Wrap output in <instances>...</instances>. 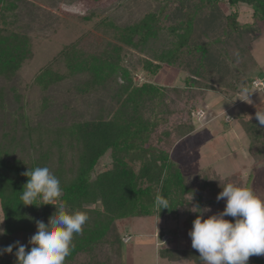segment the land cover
<instances>
[{
    "label": "trees",
    "instance_id": "obj_1",
    "mask_svg": "<svg viewBox=\"0 0 264 264\" xmlns=\"http://www.w3.org/2000/svg\"><path fill=\"white\" fill-rule=\"evenodd\" d=\"M192 1V10L186 3L189 11L184 19L166 25V29L161 19L167 16L162 11L159 13L160 9L125 25L103 18L99 24L111 27L112 37L117 41L108 40L91 47L81 45V48L76 46L80 40L73 42L34 76L33 81L43 89L70 77L80 80L75 85L79 93H87L90 87H109L112 108L106 113L99 108L89 116L80 113L77 118L66 121L63 109L69 108L70 103L65 100L60 111L51 112L44 107V113L49 115H38L29 121L25 111L20 110L22 104H17L19 108L15 104L20 97L17 85L10 81H14L22 66L32 59V41L25 30H30V21L45 20L43 11L50 2L0 0V79L10 83L0 84V207L5 229V234L0 235V249L14 243L12 236L16 232H36L35 221L47 223L57 210L52 204L37 207L21 203L20 195L28 180L23 173L35 167H48L60 180L62 195L58 204L63 202L67 210L84 211L88 215L82 234H74V247L65 264H124L127 259V255H123L124 244L130 239L122 240L123 229L134 217L155 218L161 228L156 238L161 240L166 232L175 235L172 223L183 215L186 221L183 226L186 223L185 230L189 232L193 220L206 208L219 205L223 210L221 200H216L222 190L220 183H232L230 179L235 181V174L220 178L210 167L185 174L182 166L170 156L172 147L191 133L194 126L191 123L193 107L180 110L179 104L169 103L168 93L192 104L191 99L197 97L198 90L213 89L224 97L244 90L249 92L260 70L248 45L261 31L264 0ZM240 4L250 6L248 18L247 13L240 10ZM225 5L229 6V13L222 11ZM202 7L212 8L225 22L222 30L206 32L208 37L215 32L219 35L212 40L220 47L219 57L223 55L222 60L229 64L223 63L219 68L217 81L213 66L206 63L205 47L190 41ZM164 30L167 32L162 36ZM168 36L171 41L163 44L151 59L144 58L142 68L153 75L163 65L173 67L185 73L182 85H163L150 80L135 83L132 71L122 63V46L140 49L150 39L161 37L164 41ZM237 36L243 44L246 42L247 48L229 52L232 49H228V45L236 44ZM61 61L66 70L64 74L52 66ZM149 104L155 112L153 117L145 115ZM176 113L185 114V120L172 121ZM240 122L248 138L250 155L262 157L264 128L258 126L254 117L240 118ZM158 193L170 201V209L159 212L154 206ZM15 251L14 247L13 253L0 255V264H16ZM157 255L169 263L201 264L199 254L191 246H160ZM248 264H264V258L252 256Z\"/></svg>",
    "mask_w": 264,
    "mask_h": 264
},
{
    "label": "rangeland",
    "instance_id": "obj_2",
    "mask_svg": "<svg viewBox=\"0 0 264 264\" xmlns=\"http://www.w3.org/2000/svg\"><path fill=\"white\" fill-rule=\"evenodd\" d=\"M49 2L50 5L48 4L43 11L45 20L30 21V30H25L32 41L33 57L22 66L19 76L14 78V81H10L11 84L17 85V93L20 97L18 101H15V104L18 108L17 104H22L20 110L25 111L29 121L31 119L35 120L38 115L40 117L49 115V113H44V107L50 109L51 112L60 111L64 108L62 105L65 100L70 103L69 108L63 109L66 121H71L82 114L89 116L96 113L99 108L103 109L104 113L107 112V109L112 108L110 107L112 104L109 87L98 89L90 87L87 93H79L77 89L75 90V85L80 80H72L71 77L63 79L58 85L54 84L45 89L33 81L38 71L51 63L58 52L73 42L77 43L80 40L76 46L81 48V45H90L91 47L93 44L108 40L117 41L112 37L114 30L111 27L99 24L103 18L116 25H125L139 21L147 12L160 9L158 10L159 13L162 11L163 15L167 16L161 19L166 29L168 25L184 19L183 17H185L184 15L189 11V8L192 10L194 7L192 0H49ZM186 3L189 8L186 7ZM225 6L226 9L222 11L229 13V6ZM239 8L244 13H247L245 16L248 18L250 6L240 4ZM200 10L190 41L199 42L205 47L206 63L213 66L214 78L217 81L219 79L217 75L219 68L222 67L224 61L222 60L223 55L219 57L221 53L220 47L213 42L212 37L215 36L214 38H216V36H219L215 31L225 28V22L220 14L216 16L212 12V8L202 7ZM217 11L219 12L220 10ZM47 17H50V19H47ZM208 30H215V34L212 36L209 34L210 37H208L206 35ZM260 30L258 36L253 37L254 40L252 39L249 43L248 46L250 47L248 49L256 58L260 70L259 76L264 78V21L260 23ZM166 32L167 30L161 31L162 36ZM236 38L238 44L228 45V49H232L228 50L229 52H233V49L246 47V42L243 44L239 36ZM168 40L171 41L170 36L164 41L161 37L156 40L150 39L140 49L127 45L122 46L120 51L122 63L132 71L135 83L150 80L163 85H182L181 78L185 73H181L173 67H164L163 65L153 75H149L142 68L143 59L146 57L151 59L152 55L156 54ZM234 52L237 53V51ZM63 64V61H61L59 64H52V66L55 70L64 74L66 70ZM224 64L228 63L225 62ZM10 83L0 79L1 85H9ZM250 88L252 92L254 88L251 84ZM240 93L234 94L232 97H227L226 95L224 97L213 89L198 90L197 97L191 99L192 104L185 102V99H180L173 93H168L169 103L179 104L180 110L193 107L191 123L194 126V130L187 134L184 137L185 139L180 143L177 141L172 147L170 156L182 166L185 174L196 172L205 167L214 169L220 178L235 174V181L230 179L232 183L235 182L241 184V186L251 187L258 196L264 198V155L253 158L248 151V138L242 128L230 127V129H227L229 125H238V121L233 120L235 116L231 114L232 116L229 117L223 111H217L218 105L226 102H236L237 99L241 102L243 101V109L250 107L253 112L264 106V90L254 91L250 95L249 100L255 103L253 107L249 105V101L241 100L247 99V97L243 98ZM151 108V104L145 108V115L153 117L152 114L155 112L151 111ZM211 110L215 112L214 115L219 117V119L215 118V121L220 127L224 123L223 119L228 122L232 121V123L226 124V129L221 132L216 129L218 127L216 123L204 126L207 123L208 116L213 114ZM245 116L244 119L247 118V115ZM238 118L236 116L235 119ZM171 119L172 121H179L180 119L184 121L185 114L176 113ZM204 193L205 196L208 195L207 191ZM221 205L225 206V201L221 200ZM207 209L209 211H203L202 213L204 218L221 211L219 205L211 206ZM0 219H2L1 207ZM184 222L186 221L183 215L178 222L172 223L176 228L175 235L166 232L164 235L167 237V241L163 244L160 242V238H156L161 228H159L160 224L155 218L134 217L131 219L123 229V237L126 238L129 235L131 237L130 241L124 244L125 254L123 255H127V259H124L123 263L187 264L185 261L169 263L159 259L157 255V249L160 246L166 245L173 248L191 246V238L188 235L189 232L185 230L186 223L183 226ZM0 227H2V223H0ZM33 234L35 232H16L13 234L12 240L13 242L19 241L21 244H27ZM164 235L163 237L165 238ZM158 240L160 243L156 244ZM260 257L264 258V255Z\"/></svg>",
    "mask_w": 264,
    "mask_h": 264
},
{
    "label": "clouds",
    "instance_id": "obj_3",
    "mask_svg": "<svg viewBox=\"0 0 264 264\" xmlns=\"http://www.w3.org/2000/svg\"><path fill=\"white\" fill-rule=\"evenodd\" d=\"M249 93L244 90L247 99L241 100L249 101ZM254 118L264 128V107L257 109ZM23 175L28 180L20 195L21 203L37 207L52 204L57 210L47 223L35 221L37 230L27 244L16 241L0 249V255L13 253L15 247L16 264H65L74 247V234H82L88 215L84 211H69L65 203H57L62 195L61 182L48 167H35ZM220 187L216 200L225 201V207L206 218L202 213L196 216L188 233L191 247L199 254L201 264H248L250 257L264 255V198L251 187L233 183H220ZM154 206L159 212L170 209V201L158 193ZM4 234L5 229L0 227V235ZM28 245L31 247L26 251Z\"/></svg>",
    "mask_w": 264,
    "mask_h": 264
},
{
    "label": "crops",
    "instance_id": "obj_4",
    "mask_svg": "<svg viewBox=\"0 0 264 264\" xmlns=\"http://www.w3.org/2000/svg\"><path fill=\"white\" fill-rule=\"evenodd\" d=\"M256 59V58H255ZM253 91L251 92V91H249V92H251V93H249V97H250V95L251 94H253V92L254 91H257V92H259V91H263L264 90V88L263 89H261V90H254V89H252ZM209 94V93H208ZM240 95H243V93H240ZM252 97V96H251ZM243 98H245V96L243 95ZM252 99V98H251ZM249 102H250V106H254V102L252 101V100H249ZM252 102V103H251ZM242 104H243V101L241 102V101H239L238 99H237V101L236 102H226V103H224V104H222V105H218L217 106V111L218 112H220V111H223L226 115H228L229 117L230 116H235V118H236V116H238L239 118H243L244 119V116L245 115H247V118L246 119H248L249 117H254L255 116V112L257 111V110H255L254 112L252 111V110H250L251 108L250 107H247L246 109H243V106H242ZM264 107V106H263ZM239 108H241V109H239ZM212 112H213V114H211V115H209L208 116V120H207V123L204 125V126H207V124L210 126L212 123H216L217 124V128L216 129H219V131L221 132L222 130H225L226 129V124H231L232 123V121H226V120H224L223 119V124H221V127H220V125L215 121L216 119L215 118H217V119H219V117H217L216 115H214L215 114V112L213 111V110H211ZM216 111V110H215ZM217 114V113H216ZM232 114V115H231ZM218 115V114H217ZM215 116V117H214ZM246 117V116H245ZM233 119V120H237L238 122V125L237 124H233L232 126L231 125H229V128H227V129H230V127H237V128H242V126L240 125V123L241 122H239V118L238 119ZM222 128V129H221ZM242 130H243V128H242ZM183 139H185L184 137L182 138V139H180L179 140V142L178 143H180ZM176 147V146H175ZM174 151V150H173ZM148 218H153V217H148Z\"/></svg>",
    "mask_w": 264,
    "mask_h": 264
},
{
    "label": "built area",
    "instance_id": "obj_5",
    "mask_svg": "<svg viewBox=\"0 0 264 264\" xmlns=\"http://www.w3.org/2000/svg\"><path fill=\"white\" fill-rule=\"evenodd\" d=\"M251 85L253 86V88L255 90H261L264 88V78L261 76H258L256 78H254L251 82ZM165 236V235H164ZM130 239L129 236H127L126 238L123 237V241L127 242ZM167 241V237L165 236V238L162 236L161 237V243H164Z\"/></svg>",
    "mask_w": 264,
    "mask_h": 264
}]
</instances>
